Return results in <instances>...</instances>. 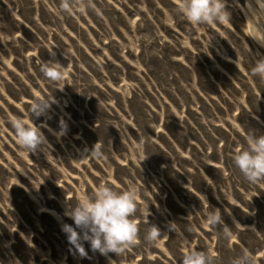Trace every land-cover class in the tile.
I'll use <instances>...</instances> for the list:
<instances>
[{"label": "rangeland", "instance_id": "1", "mask_svg": "<svg viewBox=\"0 0 264 264\" xmlns=\"http://www.w3.org/2000/svg\"><path fill=\"white\" fill-rule=\"evenodd\" d=\"M63 2L0 0V264H182L186 246L215 264L245 249L264 264V179L250 183L233 161L264 133V79L251 71L264 45L245 36L254 0H226L229 21L200 25L179 0H70L71 13ZM53 60L61 81L40 71ZM37 98L52 99L39 117ZM12 118L48 143L27 153ZM95 143L101 159L85 156ZM101 183L138 189L137 243L101 255L84 242L81 257L61 230L67 201ZM152 224L162 235L148 245Z\"/></svg>", "mask_w": 264, "mask_h": 264}, {"label": "clouds", "instance_id": "2", "mask_svg": "<svg viewBox=\"0 0 264 264\" xmlns=\"http://www.w3.org/2000/svg\"><path fill=\"white\" fill-rule=\"evenodd\" d=\"M61 10L71 13L74 9L70 0H64ZM86 5H81L79 11L83 13ZM179 12L192 25L212 24L225 22L231 18L226 7V0H179ZM246 22L248 32L245 36L264 45V0H254L249 3ZM40 71L51 81H61L64 78L63 65L57 61L41 63ZM253 75L264 79V56L255 59L251 69ZM52 99L37 98L30 109L31 115L37 117L46 114ZM31 120V119H30ZM11 126L14 129L16 143L27 153H33L38 147L48 143L45 135L31 120L12 118ZM67 125L61 119L60 129L54 134L59 138L66 131ZM137 150L141 146L137 145ZM85 156L101 159L103 157L102 144L95 143L91 149H85ZM144 160V159H143ZM235 166L250 183L264 179V133H249L246 136V146L236 149L233 154ZM138 189L135 185L116 190L107 183L96 186L91 193L81 192L75 205L67 201L65 215L70 217L72 224H61V230L66 239L81 257L87 256L84 242L92 251L101 255L114 253L122 255L137 243L138 226L131 219L137 208ZM145 213L146 217L148 216ZM223 222L222 216L211 211L207 214L206 223L215 227ZM168 229L176 231V226L168 222ZM230 233L225 231L224 235ZM161 229L155 224L148 229L144 240L148 245H154L161 237ZM182 264H215V257L195 247L186 246L182 257ZM232 264H256L255 258L248 250L233 258Z\"/></svg>", "mask_w": 264, "mask_h": 264}, {"label": "bare ground", "instance_id": "3", "mask_svg": "<svg viewBox=\"0 0 264 264\" xmlns=\"http://www.w3.org/2000/svg\"><path fill=\"white\" fill-rule=\"evenodd\" d=\"M247 30H248V26H247Z\"/></svg>", "mask_w": 264, "mask_h": 264}]
</instances>
